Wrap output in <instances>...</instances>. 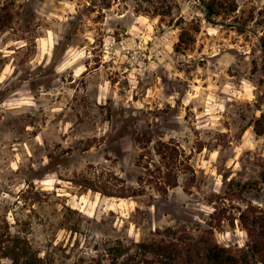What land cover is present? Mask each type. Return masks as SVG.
Wrapping results in <instances>:
<instances>
[{"label": "rangeland", "instance_id": "374dc122", "mask_svg": "<svg viewBox=\"0 0 264 264\" xmlns=\"http://www.w3.org/2000/svg\"><path fill=\"white\" fill-rule=\"evenodd\" d=\"M18 100L0 234L42 264H166L157 244L171 264L211 244L264 264V0H0V105ZM159 142L180 149L166 190Z\"/></svg>", "mask_w": 264, "mask_h": 264}, {"label": "trees", "instance_id": "16d2710c", "mask_svg": "<svg viewBox=\"0 0 264 264\" xmlns=\"http://www.w3.org/2000/svg\"><path fill=\"white\" fill-rule=\"evenodd\" d=\"M179 150L178 146L163 142H159L158 147H156L157 154L160 155L164 161L170 159L168 162L164 163L168 169V179L162 183L163 187H161L165 188V190V185L173 187L177 186L176 178L172 175L170 168L176 164L177 157L180 154ZM251 236L253 237V235L250 234V237ZM258 243L259 241L257 239L253 243L252 252L254 254H259L260 252ZM142 246L148 248L146 245ZM152 248L155 255H162L161 257L167 262L166 264L175 262L174 257L171 255L174 249L168 250L167 247L162 244L152 245ZM203 253L202 261L195 263L189 259L186 261V264H250L246 258L244 260H239L235 256H230L225 249L220 248L217 245L211 244L203 247ZM0 256L10 259L12 264H42V260L32 252L31 247L26 240L19 237H13L10 233L0 234ZM110 264H115V262ZM176 264H180V262L176 261Z\"/></svg>", "mask_w": 264, "mask_h": 264}, {"label": "clouds", "instance_id": "9594fccd", "mask_svg": "<svg viewBox=\"0 0 264 264\" xmlns=\"http://www.w3.org/2000/svg\"><path fill=\"white\" fill-rule=\"evenodd\" d=\"M185 10H187V9H185ZM141 19H143V18H141ZM51 41H52V33L49 32V34H48V43H49V45L51 44ZM115 54L119 55V52L117 51ZM86 58L90 59V53L86 55V52L84 50H81L76 55V57L74 58L73 61H71L70 63H64L63 65L59 66L56 70H57V72H63L66 68L71 67V65L74 64L77 60H83V59H86ZM103 58H104L105 61H107L108 59H110V56L105 55ZM156 67H157L156 64L149 65V69L152 70V71H154L156 69ZM85 71H86V68L84 67L83 64H80L79 66H77L74 69V73H75L76 77H79L81 75V73H83ZM139 74L141 76H143V71H140ZM135 86H136V80H135V78L133 76V78H132V87L135 88ZM245 89L249 93V97L248 98L251 99L252 97H251L250 93L252 91V87L247 82H245ZM107 91H108V85L105 84L104 88L102 89V93H106ZM25 103H31V101L30 100H27V101L18 100V101H13V102H6L5 104L0 105V109L19 108ZM105 130H106V127L104 129H102L101 132L98 133V134H102L103 131H105ZM35 139H36L37 142H39L41 138L38 136ZM18 162H19V157H17V161L16 162L12 163L11 167L13 169H15L17 167V163ZM216 184L219 186V184H220V179L219 178L216 180ZM5 198L10 199L9 197L6 196V194H0V199H5ZM205 211L206 212H211V211H213V209L207 208V209H205ZM236 235L238 237H240V239H239L240 247H244V243H245V239H246V233L243 232V231H238L236 233ZM90 254L91 255H95V253H90ZM44 256H45V253L42 251L39 254V258L43 259Z\"/></svg>", "mask_w": 264, "mask_h": 264}]
</instances>
